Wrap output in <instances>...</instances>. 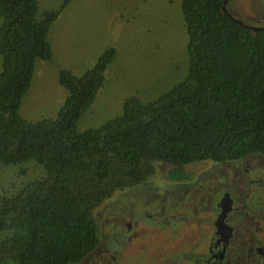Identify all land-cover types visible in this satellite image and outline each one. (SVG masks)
Here are the masks:
<instances>
[{
    "label": "trees",
    "instance_id": "trees-1",
    "mask_svg": "<svg viewBox=\"0 0 264 264\" xmlns=\"http://www.w3.org/2000/svg\"><path fill=\"white\" fill-rule=\"evenodd\" d=\"M70 2L41 14L39 0H0V168L44 172L0 197V264H80L100 242L96 209L158 162L184 179L186 165L264 156V29L231 18L226 0H180L188 70L159 98L130 96L120 116L78 130L117 58L109 47L83 75L59 70L67 96L56 117L25 119L22 100L37 62L53 59L49 32Z\"/></svg>",
    "mask_w": 264,
    "mask_h": 264
},
{
    "label": "rangeland",
    "instance_id": "rangeland-1",
    "mask_svg": "<svg viewBox=\"0 0 264 264\" xmlns=\"http://www.w3.org/2000/svg\"><path fill=\"white\" fill-rule=\"evenodd\" d=\"M62 4L63 0H39L40 13L61 10ZM240 15L245 17V12ZM2 22L0 18V27ZM49 40L53 59L37 62L31 87L21 104V115L30 121L57 116L67 96L58 81L60 69L83 75L109 47L117 49V58L107 70L97 99L79 120L80 131L97 129L120 116L130 96L144 102L159 98L182 81L188 70V34L180 0H71L51 26ZM172 168L156 163L154 175L146 182L116 192L96 209L100 239L116 233L118 236V240L109 242L108 251L115 248L110 253L114 264L185 262L195 252L191 250L194 241L198 239L200 248L212 236L217 217L214 205L222 198L224 187L209 191L211 184H199L197 180L223 176L230 170L234 174V168L227 166L221 173V163L213 161L186 165L183 171L189 178H182L183 182L168 180ZM43 175L42 167L35 162L1 167L0 197L17 192ZM196 191L200 198H211L203 210L196 211L202 222L188 219L187 210L194 208L193 204L201 206ZM261 228L264 231V220ZM108 241L101 245L102 251ZM97 259L101 260L96 249L83 264H93Z\"/></svg>",
    "mask_w": 264,
    "mask_h": 264
},
{
    "label": "flooded vegetation",
    "instance_id": "flooded-vegetation-1",
    "mask_svg": "<svg viewBox=\"0 0 264 264\" xmlns=\"http://www.w3.org/2000/svg\"><path fill=\"white\" fill-rule=\"evenodd\" d=\"M224 7L225 12L234 20L254 30L264 29V0H226ZM244 12L245 17L240 15ZM221 166L222 168H218L219 172L223 173L227 166H231L235 173L231 174L230 170L223 176L197 180L199 184L202 182L211 184L212 188L208 189L209 191L224 187L222 198H219L214 205L217 209V217L212 225V236L208 237L200 248H197L198 239L194 241L191 250L194 249L195 252L185 262L181 259L179 263L168 261L165 264H264V231L261 228L264 220V158L250 155L240 160L221 162ZM171 172L168 174V180L183 182L181 179H173ZM187 183L183 184L187 185ZM198 191L201 189L199 188ZM197 198L200 199L201 206L193 204L194 208L187 210L190 222H202L198 220L196 211L205 208L208 204L207 199L211 201L208 195L205 198L197 195ZM112 236L106 235L105 239H100L96 249L99 250L101 260L97 259L93 264H97L98 261L99 264H114V257L110 253L115 248L108 251L111 249L109 242L112 239L118 240V236L117 233ZM108 239V245L104 247L105 251H102L100 247ZM87 258L81 263L83 264Z\"/></svg>",
    "mask_w": 264,
    "mask_h": 264
},
{
    "label": "water",
    "instance_id": "water-1",
    "mask_svg": "<svg viewBox=\"0 0 264 264\" xmlns=\"http://www.w3.org/2000/svg\"><path fill=\"white\" fill-rule=\"evenodd\" d=\"M224 11H225V7H224ZM256 31H260L261 29H255Z\"/></svg>",
    "mask_w": 264,
    "mask_h": 264
}]
</instances>
